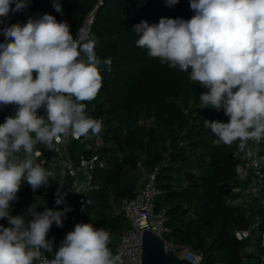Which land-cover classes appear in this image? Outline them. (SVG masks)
I'll return each instance as SVG.
<instances>
[{
	"label": "clouds",
	"instance_id": "obj_1",
	"mask_svg": "<svg viewBox=\"0 0 264 264\" xmlns=\"http://www.w3.org/2000/svg\"><path fill=\"white\" fill-rule=\"evenodd\" d=\"M174 6L179 0H164ZM31 0H0V107L15 106L0 123V264H124L109 247L111 233L91 223H77L54 251L53 224L64 226L72 209L30 205L12 215L11 204L24 182L35 193L56 180L54 171L34 163L38 144L49 151L69 136H99L103 123L87 113L103 86L96 39L85 29L75 36L65 20L44 14L26 23L5 24L10 14L25 11ZM190 19L160 18L133 25L136 46L161 64L189 72L192 82L208 91L199 96L204 107L223 110L227 122L205 120L214 144L238 143V154L253 158L249 142L264 141V0H189ZM57 12L62 7L54 3ZM190 69V71H189ZM42 110V114H41ZM23 153V158L20 154ZM240 169L237 168V172ZM56 205L65 203L62 180ZM31 219H28V217ZM52 253L51 259L45 255Z\"/></svg>",
	"mask_w": 264,
	"mask_h": 264
},
{
	"label": "trees",
	"instance_id": "obj_2",
	"mask_svg": "<svg viewBox=\"0 0 264 264\" xmlns=\"http://www.w3.org/2000/svg\"><path fill=\"white\" fill-rule=\"evenodd\" d=\"M54 3L61 5L62 14ZM95 8L90 29L97 41L95 52L101 61L110 58L112 65L108 71L101 64L103 86L93 101L85 102L87 113L103 123L101 140L82 137L68 146L74 163L80 156L94 153L104 160L93 172L94 189L88 194L90 204L84 218L94 228L103 227L111 233L109 247L116 254L118 238L128 227L119 206L135 195L140 180L156 168L160 195L155 209L165 210V224L170 229L166 240L190 246L209 263L262 264L264 207L256 199L248 203L233 192L234 187L248 182L237 172L244 156L238 154L239 142L217 146L216 137L204 126L205 120L227 122L229 118L223 110L202 108L199 96L208 90L192 82L189 72L161 64L136 46L133 25L142 20L155 24L162 17L190 19L194 13L189 0H179L171 7L164 0H31L25 11L14 13L15 23L49 14L67 21L75 36ZM5 117L0 112V123ZM249 144L254 149V144ZM36 148L48 162L54 161L53 151L42 144ZM54 172L56 180L35 193L24 182L17 193L15 215L26 214L32 204L39 207L37 211H43L45 205L57 209V182L67 183L69 177L61 166ZM256 216L260 218V235L249 249V240L236 239L234 232L250 228ZM53 237L55 251L64 239L55 224L47 238ZM170 261L182 263L173 255Z\"/></svg>",
	"mask_w": 264,
	"mask_h": 264
},
{
	"label": "built area",
	"instance_id": "obj_3",
	"mask_svg": "<svg viewBox=\"0 0 264 264\" xmlns=\"http://www.w3.org/2000/svg\"><path fill=\"white\" fill-rule=\"evenodd\" d=\"M94 11H91L82 21L77 33L81 29L90 32ZM16 15L10 14L4 20L5 24L15 23ZM4 37L0 35V43L4 42ZM15 111L14 105L0 107V112L5 116L13 115ZM69 136L62 139L53 151L55 159L48 162L44 153L36 148L38 155H34V163H40L47 170L54 171L57 166H61L69 177V181L64 183L62 192H67L65 203L56 205L58 210L65 207H71V211L67 213L64 219V226L60 229L65 235L74 229L77 223H88L83 216L84 210L90 204L88 194L94 189L92 185L93 172L104 165V160L98 154H92L88 157L80 156L77 163H74L70 157L68 146L71 141L81 140ZM96 140L100 141L101 137L96 136ZM251 142V141H250ZM253 143V142H252ZM254 144V143H253ZM253 151L256 156L246 158L243 156L237 164L240 169L238 174L248 180L245 186L234 187L233 192L242 195L246 202L251 203L254 199L264 207V141L259 145L254 144ZM23 158V153L20 154ZM157 169L154 168L144 177V181L137 189L132 198L125 199L119 206V212L122 213L128 223V227L122 232L118 238L116 245V253L122 255L124 264H140V255L142 252L141 242L143 230L148 229L164 241V249L171 256H175L182 264H225L219 261L206 262L201 253L187 245L175 243L166 240L165 236L170 232L166 226L165 210L157 211L155 209V200L160 195V190L156 186ZM55 189V193L57 188ZM16 203L11 204V213L15 215ZM0 224L8 226L6 219H0ZM260 218L256 216L252 226L248 229L236 230L235 238L238 240H249L248 248L251 249L255 244V239L260 235ZM38 264V262H37Z\"/></svg>",
	"mask_w": 264,
	"mask_h": 264
},
{
	"label": "water",
	"instance_id": "obj_4",
	"mask_svg": "<svg viewBox=\"0 0 264 264\" xmlns=\"http://www.w3.org/2000/svg\"><path fill=\"white\" fill-rule=\"evenodd\" d=\"M261 247L263 250L262 264H264V232ZM141 248L140 264H172L170 255L164 249L163 239L148 229L143 230Z\"/></svg>",
	"mask_w": 264,
	"mask_h": 264
},
{
	"label": "rangeland",
	"instance_id": "obj_5",
	"mask_svg": "<svg viewBox=\"0 0 264 264\" xmlns=\"http://www.w3.org/2000/svg\"><path fill=\"white\" fill-rule=\"evenodd\" d=\"M143 181H144V178H142V179L140 180L139 185H141ZM263 193H264V192H263Z\"/></svg>",
	"mask_w": 264,
	"mask_h": 264
}]
</instances>
